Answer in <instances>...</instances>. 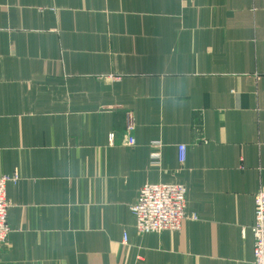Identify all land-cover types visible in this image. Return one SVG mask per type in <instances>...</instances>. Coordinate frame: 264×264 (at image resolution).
<instances>
[{"label":"crops","instance_id":"obj_1","mask_svg":"<svg viewBox=\"0 0 264 264\" xmlns=\"http://www.w3.org/2000/svg\"><path fill=\"white\" fill-rule=\"evenodd\" d=\"M15 173L0 264H255L264 0H0V176ZM156 182L186 185L188 217L142 234L130 206Z\"/></svg>","mask_w":264,"mask_h":264},{"label":"built area","instance_id":"obj_2","mask_svg":"<svg viewBox=\"0 0 264 264\" xmlns=\"http://www.w3.org/2000/svg\"><path fill=\"white\" fill-rule=\"evenodd\" d=\"M135 123L130 115L127 124V143L135 145L134 136ZM152 152L150 161L152 164L162 163L163 143L161 140L151 142ZM179 160L184 162L186 158V145L180 144ZM19 176H0V244L8 243L11 228L8 224V209L10 202L6 196L7 183L10 180L16 181ZM187 187L183 183L156 182L146 183L139 191L137 201L130 206V210L136 219V229L139 233L161 232L163 230H179L187 214ZM191 218H197L192 213ZM254 236V263L264 264V189L259 190L255 195V220L251 226ZM124 242H127V235L124 234Z\"/></svg>","mask_w":264,"mask_h":264}]
</instances>
